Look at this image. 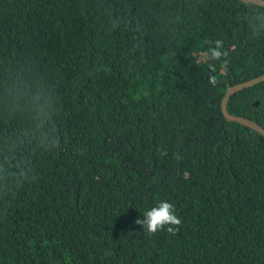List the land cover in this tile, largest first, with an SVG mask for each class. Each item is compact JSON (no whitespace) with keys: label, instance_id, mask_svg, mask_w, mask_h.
Returning <instances> with one entry per match:
<instances>
[{"label":"trees","instance_id":"1","mask_svg":"<svg viewBox=\"0 0 264 264\" xmlns=\"http://www.w3.org/2000/svg\"><path fill=\"white\" fill-rule=\"evenodd\" d=\"M263 74L252 3L0 0V264H264Z\"/></svg>","mask_w":264,"mask_h":264},{"label":"clouds","instance_id":"2","mask_svg":"<svg viewBox=\"0 0 264 264\" xmlns=\"http://www.w3.org/2000/svg\"><path fill=\"white\" fill-rule=\"evenodd\" d=\"M215 47L210 48L209 55L212 61H220V71H226L228 67V52L223 51V42L215 41ZM209 83L215 85L217 77L212 75L209 77ZM137 225H142L146 232L155 234L158 231H166L175 235L179 231L182 224L181 219L177 216L175 206L167 200L160 201L155 207L146 210L143 218L136 220Z\"/></svg>","mask_w":264,"mask_h":264},{"label":"water","instance_id":"3","mask_svg":"<svg viewBox=\"0 0 264 264\" xmlns=\"http://www.w3.org/2000/svg\"><path fill=\"white\" fill-rule=\"evenodd\" d=\"M241 1L245 3H252L260 7H264V0H241ZM262 82H264V74L255 79L229 87L221 102V116L228 122L240 123L243 126L260 133L264 137V128L261 125H259L258 123L247 117L232 115L228 110V102L232 95H234L235 93L241 90H244L245 88L252 87ZM257 104L258 102L255 105Z\"/></svg>","mask_w":264,"mask_h":264}]
</instances>
